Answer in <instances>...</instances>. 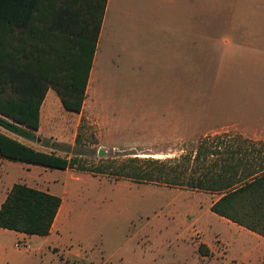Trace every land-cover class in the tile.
<instances>
[{
	"label": "rangeland",
	"instance_id": "rangeland-1",
	"mask_svg": "<svg viewBox=\"0 0 264 264\" xmlns=\"http://www.w3.org/2000/svg\"><path fill=\"white\" fill-rule=\"evenodd\" d=\"M142 1L153 7L159 0ZM210 1L211 16L207 15L206 30L197 24L195 57L192 43L182 31L179 46L178 41H171V47L179 50L180 55L175 56L168 71L156 63V50L162 41L154 36L157 28L152 11L143 12L142 17L149 22L141 23L133 33L117 37L112 49L125 60L114 73L111 94L108 95L110 85L105 86V95L96 101V112L103 115L104 128L100 129L93 120L83 119L78 130L55 140L41 141L44 151L72 159L74 168L62 171L22 166L18 162L0 164V171L8 172L0 177V189L6 185L9 191L12 182L40 186V179L48 178L53 183L51 190L63 196L53 235L47 242L42 236L23 240L0 229V264H264V238L228 230L215 220L208 206L201 208L204 198L198 191L128 180L115 182L84 170L102 163L119 164L137 155L159 158L156 155L163 152L153 141L171 123L173 115L180 118L181 142L173 146L180 151H168L169 154L193 158L200 144L221 146L224 151L227 143L236 148L241 145L247 150H260L258 158L264 156V145L236 136L199 135L226 125L264 130V102L254 101L255 96L238 89L237 65L231 71L227 58L222 57V38L229 35L237 39V31L231 26V9L235 11L237 0H207L208 12ZM189 12L192 16L193 5ZM197 13L200 17L199 6ZM101 45L105 47V42ZM166 80L174 87H166ZM169 90L173 92L171 97ZM56 99L55 115H73L74 119H79L77 115H94L88 109L82 114L67 111ZM253 106L255 110L250 111ZM60 138L67 142H56ZM204 149L202 158L207 154ZM207 157L211 162L217 159ZM8 191L0 192V201ZM198 231L208 241L222 234L236 263L229 261L220 243L216 251L211 250L212 254L200 255L198 248L204 242Z\"/></svg>",
	"mask_w": 264,
	"mask_h": 264
},
{
	"label": "trees",
	"instance_id": "trees-1",
	"mask_svg": "<svg viewBox=\"0 0 264 264\" xmlns=\"http://www.w3.org/2000/svg\"><path fill=\"white\" fill-rule=\"evenodd\" d=\"M107 2L0 0L1 128L35 139L32 131L40 127L41 108L51 88L67 111L82 112ZM204 146L200 144L193 158L136 156L84 170L115 182L218 193L212 212L264 237V156L258 158L262 152L227 143L224 151ZM203 148L207 154L202 158ZM208 155L217 159L211 162ZM0 157L51 170L75 165L68 157L35 150L3 132ZM61 204L59 196L16 183L1 205L0 228L48 236ZM198 252L211 254L203 243Z\"/></svg>",
	"mask_w": 264,
	"mask_h": 264
},
{
	"label": "crops",
	"instance_id": "crops-1",
	"mask_svg": "<svg viewBox=\"0 0 264 264\" xmlns=\"http://www.w3.org/2000/svg\"><path fill=\"white\" fill-rule=\"evenodd\" d=\"M190 5H193L194 8V13L192 16L189 12ZM198 6L200 7L201 12L200 17L197 13ZM231 7L232 6H230V9ZM235 8V11L231 9V26L234 27L237 31V39L233 40L229 35L222 38V57L224 56V58H227L228 69H230L231 71H234L237 65L238 89H241V91L245 89L246 91H248V95L250 94L252 96H255L254 101L259 100L264 102V0H237ZM151 11L156 17L157 31L154 36L162 41L160 48L156 50L157 65L164 71L170 70L171 66H173L175 56L178 57L180 54L179 50L177 52L175 51V48L171 47V41H178L177 45L179 46V39L181 36L180 34L182 31H184L185 36H187V40L191 41L195 57L198 29L197 24L199 23L200 25H203L204 29L206 30L207 23L209 24V22H207V15L210 13L211 16V1L210 10L208 12L207 0H205V3L203 0H159L158 3L154 4L153 7L150 3H148V1L142 0H108L101 27L99 42L97 45V50L95 53L93 66L88 82L84 107L82 112L79 113L82 114L85 109H88V111H91L94 115H77L79 116V119H74L73 115H55L57 111L56 108H54L57 105L56 98H58V100L60 98L56 91L51 88L49 89L41 108L40 127L38 130L32 131L36 135V140H28L1 127L0 132H3L4 134L14 139H17L18 141L34 148L35 150L47 152L41 148V141L47 139L53 140L54 138L60 137L61 135L65 136L67 132L73 129L78 130L83 119L93 120L100 127V129L104 128V117L102 114H98L96 112V101L97 98L103 97L105 95L106 88L109 85L110 87H108V95L111 94V86L113 85L114 80L113 76H115L114 73L115 71L117 73L118 68L123 65L125 60V58L123 59L121 57L122 54L116 55L115 52L117 50L112 49V47H114L117 37H124L127 32L133 33L141 25V23L149 22V19L143 18L142 16L143 12L148 13ZM103 41L105 42V47L102 48L101 43ZM106 82L108 83V85H106ZM159 86L163 87L162 84H159ZM165 86L170 89L174 87L170 80L165 81ZM52 92H55L56 95H52ZM168 94L171 97L173 95V92L169 90ZM254 110L255 107L253 106L250 111ZM94 112H96V114ZM71 119L72 121H70ZM190 127L192 126L190 125ZM181 131L182 126L180 123V118L179 116L175 117L173 115L171 123L162 128V130L158 133L157 138L153 141V144L159 147L158 149L163 152L162 154H157V157L165 159L180 156V154L178 156L174 155V153L169 154L168 151H180V148H175L173 146L180 145ZM189 132L191 134H198L196 131ZM199 135H204L205 137L224 135H227L228 137L238 136L252 144L264 145V130L250 131L240 129L232 125L209 129L207 131L205 130L203 132H200ZM102 138L103 135L100 134L101 144ZM56 142L64 143L67 141L64 138H60L56 140ZM165 145H167L168 148H165ZM171 145L172 147L170 148ZM129 148L132 149L133 147ZM8 162L14 161H9L0 157V164L5 165L6 163L8 164ZM21 164H23L22 166H31L26 163ZM22 168L24 169L25 167ZM25 169H27L28 171L31 170L28 167H26ZM68 170L69 169L62 171ZM4 172H6L7 174V169H2L0 171V177L2 176V174H4ZM2 181L3 180H1V183ZM40 181V184L42 186L33 185V188L59 196L57 193L51 190L53 183H50V179H40ZM14 184H16V182H12L11 184H9V186H11L12 188ZM4 189L8 191L6 185H3L2 189H0V192L2 193ZM9 191L3 195L0 201V208L5 201ZM188 191L195 193L194 190ZM197 194H200L204 198V203L202 204V201L200 203L201 208L208 206L211 212L212 205L221 197V195L218 193H210L204 191H198ZM59 197L63 201V196ZM212 213L214 214L212 216H215V220L226 225L228 227V230H233L237 233L243 232L247 234H255L223 217L218 216L214 212ZM2 230L8 233L13 232V234L17 238H21L23 240L26 239L31 241L32 239L37 238L35 236H29L20 232L9 231L5 229ZM53 232L54 225L50 234L48 236H44L45 242L51 239ZM199 233L202 234V232ZM202 237L204 242L203 244H205L210 249L211 254L212 251H216V248L218 247L217 243L224 245L227 251V256L230 254L227 246L228 244L224 240L222 234H216L215 237L210 241L206 239L204 234H202ZM228 259L230 262L236 263V261L232 260L233 258L230 255L228 256Z\"/></svg>",
	"mask_w": 264,
	"mask_h": 264
},
{
	"label": "water",
	"instance_id": "water-1",
	"mask_svg": "<svg viewBox=\"0 0 264 264\" xmlns=\"http://www.w3.org/2000/svg\"><path fill=\"white\" fill-rule=\"evenodd\" d=\"M100 154H104V151H100Z\"/></svg>",
	"mask_w": 264,
	"mask_h": 264
}]
</instances>
